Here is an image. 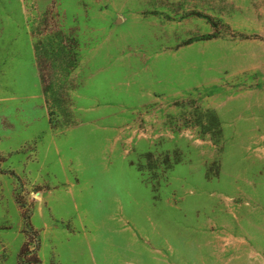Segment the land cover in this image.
<instances>
[{
  "label": "rangeland",
  "instance_id": "obj_1",
  "mask_svg": "<svg viewBox=\"0 0 264 264\" xmlns=\"http://www.w3.org/2000/svg\"><path fill=\"white\" fill-rule=\"evenodd\" d=\"M0 264H264V0H0Z\"/></svg>",
  "mask_w": 264,
  "mask_h": 264
}]
</instances>
